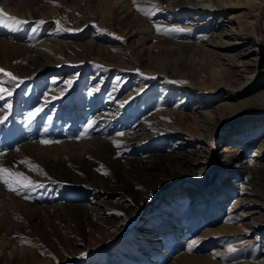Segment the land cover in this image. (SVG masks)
I'll list each match as a JSON object with an SVG mask.
<instances>
[{
    "label": "rangeland",
    "instance_id": "rangeland-1",
    "mask_svg": "<svg viewBox=\"0 0 264 264\" xmlns=\"http://www.w3.org/2000/svg\"><path fill=\"white\" fill-rule=\"evenodd\" d=\"M114 1L0 0V9L7 16L27 21L20 25L0 23V69L22 81L14 87L0 73V84L12 92L0 99V119L7 117L0 123V166L22 172L34 182L40 176L44 182V187L27 193L29 199L0 183V264H131L130 257L139 260L136 264H260L264 254V179L243 191L238 184L249 180L240 169L247 160L264 164V156L260 157L254 147L264 137L253 135L248 127L249 121L255 124L264 119V104L247 106L234 121L216 128L205 143L180 130L177 114L182 105L176 94H167L169 101H161L170 110L171 120L156 117L149 104L159 98L160 78L176 82L175 66L189 70L191 63L178 60L165 67V75L151 78L145 59L136 54V33L123 35L115 18L117 12L128 16L142 4L130 0L115 10ZM258 27L259 52L250 53L235 66L225 57L215 58L207 66L208 72L219 74L231 67L237 76L246 77L241 69L257 58L262 70L264 13ZM46 40L54 54L41 46ZM91 45L125 47L134 69L119 66V71L111 68L106 72L113 62L90 54ZM58 46L64 53L57 56ZM51 60L60 64H51ZM114 74L127 78L118 98L109 96ZM198 80L203 82V77ZM142 85L146 88L137 99L134 96L121 102L123 96L140 90ZM58 87L69 97L49 102V91ZM194 90L221 99L227 87L215 92L200 86ZM203 106L190 100L183 108L199 113L204 112ZM35 108L42 111L29 121L28 113ZM146 116L153 120L146 122ZM217 116L213 112L211 119L217 122ZM90 123L92 127H88ZM246 123L248 126L243 125ZM161 131L169 133L166 138L157 137ZM45 139L58 143L41 144ZM127 140L132 141L131 148L115 157L102 156L85 167L89 174L102 177L104 182L97 186L89 185L90 178L81 182L82 186L75 185L74 174L50 169V164L59 163V154L68 145L66 151L72 148L78 153L80 147ZM202 147L207 149L203 151L207 163H191L202 153ZM178 154L183 158H170ZM142 159L150 164L135 168ZM229 160L231 172L224 169ZM30 165H38L42 172L30 170ZM105 186L109 189L104 192L100 188ZM63 190L72 196L70 200L62 199ZM64 202L84 207L59 208ZM144 228L150 230L141 233ZM156 239L159 241L154 248ZM193 240L197 243L190 253L187 245ZM25 241H31V245ZM229 246L234 251L230 252ZM136 251L147 257L141 260Z\"/></svg>",
    "mask_w": 264,
    "mask_h": 264
},
{
    "label": "bare ground",
    "instance_id": "bare-ground-1",
    "mask_svg": "<svg viewBox=\"0 0 264 264\" xmlns=\"http://www.w3.org/2000/svg\"><path fill=\"white\" fill-rule=\"evenodd\" d=\"M129 1L130 0H116L113 6L115 10H117L121 7V3L125 4ZM136 2H140L142 4L141 8L150 11L151 15L146 16L141 11L135 10L128 16H121L120 12H117L115 18L118 19L119 24L122 26L121 33L123 35L126 36L130 31L136 33V37L138 38L135 42H137L139 46L136 50V54L138 57L145 59L144 61H146L148 67H150L145 68L147 69V74L153 76L151 78H154V80H157L158 75L162 76L166 74L167 69H165V67L171 65V63H176L181 59L189 60L191 63L189 70H186V68H179V65L175 66L174 71H172L175 74L174 79L176 82H169L167 77L160 78V82H158L160 91L159 98L152 102L150 101L149 104L154 110L153 114L156 117L161 115L171 120V112L166 108L164 103L169 101L166 96L167 94H176V96L179 97L177 100L180 101V105H182L177 114L180 130L192 136L193 139H199L202 143H205L214 135L216 128L223 123L234 121L238 114L247 106L253 103L264 104V84H260L264 79V68H262V70L259 69L258 58L241 69L246 74V77L237 76L231 67L224 72H219V74H212L208 72L207 68V66L213 64L212 61L215 58L222 59L223 57L235 66L237 62H242V59L247 57L250 53L259 52V50H261L262 45L259 42L260 30L258 23L264 13V0H136ZM154 6L159 10L152 11ZM39 14L41 15V13ZM112 18L113 17H111L110 20ZM166 18H169V20H166ZM153 19H156V21H153ZM171 20H173L174 23H172L173 21ZM225 22L228 25L227 27ZM173 24L174 26H171ZM157 25H159L161 29H179L180 31L161 34L156 30ZM49 44L50 42L46 40L41 46H45L51 54H54L55 52ZM96 46L91 45V50L88 52L90 54L94 53V55L99 57L103 62H113L112 66H108L106 72L111 68L114 72L119 71V69H117L119 66H123L129 70L135 66L132 60L133 58H128L129 54L125 47L118 46L117 48H110ZM55 50H57V56L64 53V48L60 46L56 47ZM219 52L224 53V56H221ZM263 58L264 55H262V59ZM51 64L58 65L60 61L51 60ZM95 70L98 72L99 69ZM97 72L95 74H97ZM200 76L203 77V82L201 83L198 80ZM205 76L207 77L204 78ZM93 78L95 79V76ZM55 79V77H52L51 81H55ZM126 79L127 78L124 76L119 78L118 74H114L113 87L109 90L110 97H119L120 89L124 85ZM198 86L204 88L208 92H215L223 86H226L227 91L225 93L226 95L221 99H216L217 96L215 95L206 92H196L194 89ZM145 88V85H142L140 90L133 91L127 94V96H123L121 102H128L132 100L134 96L137 99V95ZM94 90L95 93L93 94L96 96L97 89ZM101 91H103V89ZM49 94V102L61 98L67 99L69 97L65 96L66 92L60 90L59 87L49 91ZM146 94H148V92H146ZM146 94L143 95L145 96ZM190 100L204 105V112H187L183 106ZM161 101L164 103H161ZM147 109L148 108H144L143 110L147 111ZM213 112L218 114L217 117H219V121L215 122L211 119ZM145 119L146 122H151V120H153L150 116H146ZM248 123L243 125L251 127V130L254 132L252 133L253 135H261V137H264L261 133V128L262 132L264 130V119H262V117L258 123L254 124L250 123V121ZM240 133L241 132H239L238 137ZM168 134L169 133L166 131H161L158 133L157 137L164 139ZM179 143L182 144L183 142ZM119 144L121 145L119 148H117L114 143L90 145L89 147L84 146L78 148V153H74L72 148L66 151L69 149L68 145L64 148L65 150L63 149L64 151L61 152L62 154H59L62 155L58 160L59 163L54 162V164H50V169L55 170L60 168L61 170L74 174L75 178L73 180L76 182L73 183H75V185L79 183V186H82L83 184H81V182H84V180L88 181V178H90L89 185L97 186L102 183V177L89 174L87 170H85V167L87 165H93L94 162L96 163V159L102 156L115 157L117 154L121 153V151L132 147L131 140L123 141ZM254 147L256 149L255 152H257L260 157H263L264 141L262 142L259 140ZM76 149L77 148H74L75 151ZM205 150H207L206 147H202V153H198L197 158L193 159L191 163H207V156L203 155V151ZM170 158L176 161L175 158H183V155H171ZM145 160L142 159L137 161V163H135V168L140 169L143 165H149L150 163H146ZM224 169H226L227 172H231V160L228 161ZM240 169L249 176L247 182L238 184L241 186L242 191L249 187V185H252L253 182L257 183L259 180L264 179V164L260 161L247 160L240 166ZM80 174L83 176L79 177ZM38 177L40 179H38L36 183L44 187L42 178L40 176ZM37 188L38 187H36V189ZM39 189L41 190L42 188ZM100 189L105 192L109 187L105 186ZM63 192L64 194H60L62 195V199L68 201L72 198L68 192L64 190ZM65 205H74L80 208L84 207V205L66 204V202L60 204L58 207L64 208ZM88 225L89 227L91 226L90 224ZM149 230V228H144L141 230V233L148 232ZM206 237L208 236L206 235ZM135 240L144 241L141 237H135ZM158 241V239L154 240V248H156ZM135 254L136 256L141 255L138 257L141 260L147 257L145 254H140L138 251H136ZM129 261L131 264L139 262L135 257H130ZM259 261L260 264H264V254ZM177 262L175 261V263ZM119 264H124V262H119Z\"/></svg>",
    "mask_w": 264,
    "mask_h": 264
},
{
    "label": "snow or ice",
    "instance_id": "snow-or-ice-1",
    "mask_svg": "<svg viewBox=\"0 0 264 264\" xmlns=\"http://www.w3.org/2000/svg\"><path fill=\"white\" fill-rule=\"evenodd\" d=\"M49 2H52V0H49ZM133 3L136 4V0H133ZM58 6V5H56ZM137 10L141 11L144 15L150 16L151 12L141 8L139 5H137ZM159 9L157 7H153L152 11H158ZM6 21H11L13 24L20 25V24H26L27 21H21L18 20L15 17L7 16V14L4 12L3 9H0V23H5ZM39 23L43 24L44 21H40ZM57 26H60V21L57 20L55 22ZM65 31H68L70 29H63ZM157 32L161 34H168L173 31H180L179 29H161L159 25L156 26ZM111 35H114L110 33ZM116 39H121V37L117 36ZM0 73L3 74V76L7 77V83L13 84L14 87H18L19 83H22V81H18V78L15 77L12 73L5 71L4 69H0ZM53 83H56L53 81ZM68 84H71V81L68 82ZM11 96L12 92L8 91L7 88L3 87L2 84H0V99L4 98V95ZM123 106V105H121ZM12 105L9 104L8 108L11 109ZM42 111V108H35L33 111L28 113V119L31 121L38 113ZM7 117L5 116L3 119H0V123H3ZM88 127H92V124L90 123ZM85 132H87V129H85ZM118 135L123 136L124 133H118ZM41 144L44 145H51L53 143H58V141H52V140H41ZM115 146L117 148L121 147V145L117 142H114ZM21 163H25L22 161ZM30 164V162H28ZM30 170L32 171H37V172H42V170L39 168L38 165H30ZM45 176L47 175L46 173H43ZM0 183H3L9 191H12L16 193L19 196H22L25 199H29V196L27 195L28 192L31 191V189L36 188V187H42L43 185H38L36 182L32 181L28 176H26L22 172H16L13 171L11 168L8 167H3L0 166ZM24 240V238H21ZM29 245H31V241H25ZM197 242L195 240L191 241L187 245V250L191 253L193 251V245H195ZM229 251L232 252L234 251V248L232 246H229Z\"/></svg>",
    "mask_w": 264,
    "mask_h": 264
}]
</instances>
